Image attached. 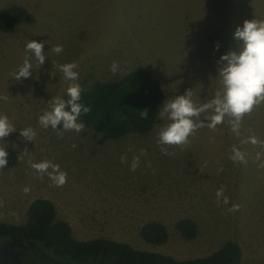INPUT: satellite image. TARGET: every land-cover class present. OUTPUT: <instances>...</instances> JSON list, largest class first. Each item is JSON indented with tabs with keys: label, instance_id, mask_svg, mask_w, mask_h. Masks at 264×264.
<instances>
[{
	"label": "rangeland",
	"instance_id": "374dc122",
	"mask_svg": "<svg viewBox=\"0 0 264 264\" xmlns=\"http://www.w3.org/2000/svg\"><path fill=\"white\" fill-rule=\"evenodd\" d=\"M13 4L27 8L30 17L0 31V97H7L0 99V115L17 130L0 140V147L18 155L15 166L0 170V221L24 223L31 202L44 197L80 240L106 237L179 259L208 255L231 240L243 249L240 264H264V102L243 117L238 132L231 127L234 118L215 129L205 121L183 147L157 143L159 131L171 122L160 117L150 134L117 139H103L81 118L85 128L79 133L64 131L62 124L45 129L38 122L51 110L53 97L68 100L73 82L58 66L73 62L83 90L144 67L163 86L162 108L189 90L194 104L203 106L223 91L220 57L240 51L235 30L245 20H264V0H0V8ZM31 40L46 41L45 63L39 68L28 54L32 76L17 81ZM58 45L59 54L52 51ZM211 115L208 110L201 120ZM28 127L37 133L34 141L20 135ZM233 146L244 161L230 159ZM133 157H139L135 171ZM43 161L67 173L62 187L31 167ZM221 186L227 205L223 197L217 200ZM234 204L239 210L229 211ZM183 218L197 222L196 238L187 240L176 228ZM148 221L166 225V243L141 237ZM0 264L18 263L0 256Z\"/></svg>",
	"mask_w": 264,
	"mask_h": 264
},
{
	"label": "trees",
	"instance_id": "16d2710c",
	"mask_svg": "<svg viewBox=\"0 0 264 264\" xmlns=\"http://www.w3.org/2000/svg\"><path fill=\"white\" fill-rule=\"evenodd\" d=\"M30 17L27 8L13 4L0 8V31H9ZM166 95L161 82L144 67L116 81H98L83 90L80 103L91 108L81 121L94 127L103 139H117L129 133L146 136L155 128ZM69 99V98H68ZM148 109V118L140 112ZM10 168L18 163L14 149L6 150ZM176 228L182 237H197L198 224L192 218L180 219ZM151 244L169 239L165 224L148 221L140 230ZM0 256L18 264H240L242 247L226 241L208 255L179 259L154 250L140 249L128 242L106 237L77 239L69 222L58 219L55 203L39 197L31 202L24 223L0 221Z\"/></svg>",
	"mask_w": 264,
	"mask_h": 264
},
{
	"label": "clouds",
	"instance_id": "9594fccd",
	"mask_svg": "<svg viewBox=\"0 0 264 264\" xmlns=\"http://www.w3.org/2000/svg\"><path fill=\"white\" fill-rule=\"evenodd\" d=\"M235 39L242 42L240 51L229 52L220 57L218 61L222 66L219 69V75L222 76L223 91L217 92L214 99L203 106H197L191 99V90L184 95H179L174 100L164 104L159 116L161 119L171 121L158 133L157 143L166 146H180L189 143V137L192 136L200 127L205 126L215 129L217 125L224 123L226 117L234 118L230 121L233 131L238 132L240 121L246 114H250L255 106L264 102V20H245L242 27H237L234 33ZM45 42L31 40L26 45V57L23 65L15 74V80L21 78L27 79L32 76V63L29 55L35 57L39 68L45 63L46 55L44 51ZM220 45H216L219 50ZM52 51L57 54L63 51V46L58 45ZM59 70L63 73L66 80L72 81L67 89L68 100L60 97H53L49 101L52 105L50 111H45L39 117V124L47 129L49 126L57 130L62 124L64 131L81 132L85 124L78 122L81 114H87L91 108L80 103L83 89L76 83L79 79V73L75 71L78 67L76 63H66L59 65ZM110 70L115 74L119 70V65L114 61ZM6 100L7 97H0ZM208 110L213 111V115L205 116L201 120V115ZM148 109L140 112L143 119L148 118ZM17 130L11 124L7 115H0V140L5 139ZM62 135V133H59ZM20 135L26 141H34L37 133L32 127L20 130ZM253 143L257 141L253 138ZM162 152L168 154L167 147H162ZM27 153V148L24 149ZM233 155L230 157L233 161H244L243 154L233 146ZM143 154V151L142 153ZM9 153L0 147V170L7 167ZM126 156L121 157L124 162ZM31 167L43 176L47 174L57 187H62L67 182V173L60 171V166L50 161L31 163ZM131 170L135 171L139 167V157H133ZM51 169V171H49ZM223 170L222 168L220 169ZM25 192L29 189L25 188ZM224 187L221 186L217 192V200L223 197V203L227 205L230 201L224 196ZM239 205L234 204L229 211H238Z\"/></svg>",
	"mask_w": 264,
	"mask_h": 264
}]
</instances>
